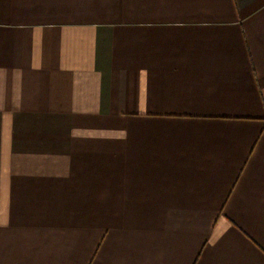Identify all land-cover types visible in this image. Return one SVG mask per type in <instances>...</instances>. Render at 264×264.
<instances>
[{
	"label": "crops",
	"instance_id": "0c3cea01",
	"mask_svg": "<svg viewBox=\"0 0 264 264\" xmlns=\"http://www.w3.org/2000/svg\"><path fill=\"white\" fill-rule=\"evenodd\" d=\"M0 157V264H264V0H0Z\"/></svg>",
	"mask_w": 264,
	"mask_h": 264
},
{
	"label": "rangeland",
	"instance_id": "374dc122",
	"mask_svg": "<svg viewBox=\"0 0 264 264\" xmlns=\"http://www.w3.org/2000/svg\"><path fill=\"white\" fill-rule=\"evenodd\" d=\"M98 111L101 113L100 110ZM41 115L43 121L40 124V128L38 129L36 123H31L28 131L30 133H28L30 141L24 139V143H29V149L36 148L38 146V138L40 137V145L43 143L42 147L45 152L53 153L56 151L59 153L61 151L58 147L66 146V148H69V146H71L70 135L75 130V123L69 122L70 119H72L73 122L75 117H84L86 116V111L84 109H81L80 111L76 109H59L50 107L44 108ZM1 158H3L4 161L5 157H0V162H2ZM78 207L81 208L80 205Z\"/></svg>",
	"mask_w": 264,
	"mask_h": 264
}]
</instances>
